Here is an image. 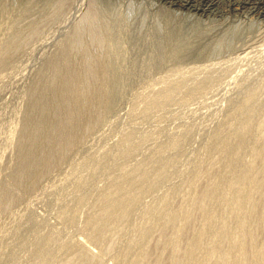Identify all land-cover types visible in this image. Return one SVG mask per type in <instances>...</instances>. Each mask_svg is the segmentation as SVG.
<instances>
[{
    "label": "rangeland",
    "instance_id": "rangeland-1",
    "mask_svg": "<svg viewBox=\"0 0 264 264\" xmlns=\"http://www.w3.org/2000/svg\"><path fill=\"white\" fill-rule=\"evenodd\" d=\"M9 1L0 264H264V0H94L104 45L82 52L66 42L92 0ZM168 6L182 29L171 42Z\"/></svg>",
    "mask_w": 264,
    "mask_h": 264
},
{
    "label": "bare ground",
    "instance_id": "bare-ground-1",
    "mask_svg": "<svg viewBox=\"0 0 264 264\" xmlns=\"http://www.w3.org/2000/svg\"><path fill=\"white\" fill-rule=\"evenodd\" d=\"M8 1H9V0H8ZM12 1H13V0H12ZM14 1H15V0H14ZM16 1H17V0H16ZM52 1H53V0H52ZM59 1H60V0H59ZM67 1H68V0H67ZM67 1H66V3H67ZM76 1H77V0H76ZM97 1H98V0H97ZM101 1H102V0H101ZM101 1H99V2L101 3ZM110 1H111V0H110ZM115 1H116V0H115ZM126 1H127V0H126ZM130 1H132V0H130ZM137 1L139 2V0H137ZM145 1H146V0H145ZM149 1H150V0H149ZM194 1H195V0H170V1L168 0L169 3H170V2L172 3V4H170V6H171V5H179V7H180V6H181V7H184V8H186V7H188V8H189V7H195V8L197 9V8H198V7H197L198 5H197V6L194 5V3H193ZM204 1H205V4H204L203 6H204V9H206V8H210V6L213 4V2H214L215 0H204ZM252 1H253V0H252ZM9 2H10V1H9ZM25 2H26V1H25ZM44 2H45V1H44ZM50 2H51V1H50ZM60 2H61V1H60ZM69 2H70V1H69ZM83 2H85V1H83ZM87 2H88V0H87ZM92 2H93V3L91 4V1H90V4H91V5H89V6H92L91 9H89L88 12L86 11V12H87V15H84V14L82 13V15L86 16L84 23H86V22H90V23H91V21H93V25H94V26L91 27V29H89V31H90V34L88 35L89 37L86 35V31H85V33L82 31V25L84 26V23L79 24V27H76L77 29H75V33H74V35L71 36V38H69L68 41L66 42V43L68 44L67 47L69 48V49H68V48L66 47V49H67L66 51H69V50H72L73 52H74L75 50H76V52H77V51H81L82 49H84V48L86 47V44H88V43H87L88 41H90V42L93 43V44H94V41H97V40H98V42H96V43H99V41H101L99 44L104 43V42H103V41H104V40H103L104 38H102L103 36H102L101 32H103V30H107V29H105V28H106L105 25L107 24V23H106V22H107L106 19H105L106 22H104V24L102 23V21H104L102 15L106 13V7H105V8L103 7V8L105 9V10H104L105 12L102 13V12H101V9H99L100 7H98L100 3H99V2H96V1H94V0H92ZM117 2H118V1H117ZM127 2H128V1H127ZM132 2H133V1H132ZM132 2H131V3H132ZM166 2H167V1H166ZM5 3H6V2H5ZM12 3H13V2H12ZM34 3H35V2H34ZM64 3H65V2H64ZM73 3H74V2H73ZM96 3H98V6H97ZM120 3H121V1H120ZM122 3H123V1H122ZM142 3H143V2H142ZM144 3H145V2H144ZM148 3H149V2H148ZM151 3H152V2H151ZM7 4H8V2H7ZM7 4H6V5H7ZM9 4H10V3H9ZM37 4H38V2H37ZM52 4H53V3H52ZM58 4H59V2H58ZM60 4H62V3H60ZM76 4H77V3H76ZM82 4H84V3H82ZM101 4H102V3H101ZM101 4H100V5H101ZM115 4H116V3H115ZM6 5H4V3H3V6H2V5L0 6V25H2V24L4 23V21L6 20V19L3 20V16H4L5 14H8V13H7L8 9H7V7H5ZM62 5H63V4H62ZM66 5H67V4H66ZM71 5H72V4H71ZM102 5H103V4H102ZM104 5H106V4H104ZM107 5L109 6V4H107ZM107 5H106V6H107ZM127 5H128V4H127ZM155 5H156V4H155ZM217 5H218V4H217ZM26 6H27V5H26ZM36 6H37V5H36ZM72 6H73V5H72ZM81 6H82V5H81ZM119 6H120V5H119ZM140 6H141V5H140ZM142 6H143V5H142ZM146 6H147V5H146ZM146 6H145V7H146ZM163 6H164V5H163ZM10 7H11V6H10ZM42 7H44V6H42ZM65 7H66V6H65ZM86 7H88V6H86ZM110 7H111V6H110ZM110 7H109V8H110ZM115 7L119 8L118 6H115ZM128 7H129V6H128ZM131 7H133V6H130V8H131ZM143 7H144V6H143ZM168 7H169V6H168ZM181 7H180V8H181ZM223 7H224V6H223ZM11 8H12V7H11ZM38 8H39V7H38ZM60 8H61V7H60ZM69 8H70V7H66V9H69ZM130 8H129V9H130ZM147 8H148V7H147ZM169 8H170V7H169ZM169 8L166 9V8L164 7L163 9H161L160 12H159V10H158V11H157V14H158V12H159V13L161 14V15H160V14H159V15L162 16V17L164 18V22H162V23H164V26H165L164 29L166 30V33H165L166 36H165V38H164V36H163V39L166 40V41H170V42H171V40H173V37L176 36L177 31H181L182 29L179 28L180 30H177V27H178V26L175 24V20H177L176 13H175V12L173 13V11H171V8H170V10H169ZM180 8H179V9H180ZM224 8H225V7H224ZM39 9H40V8H39ZM57 9H58V8H57ZM57 9H56V10H57ZM61 9H62V8H61ZM82 9H83V8H82ZM107 9H108V7H107ZM111 9H112V8H111ZM114 9H115V8H114ZM131 9H132V8H131ZM214 9H215V8H214ZM21 10H22V9H21ZM25 10H26V9H25ZM34 10H37V9H34ZM108 10H110V9H108ZM108 10H107V11H108ZM124 10H126V9H124ZM172 10H173V9H172ZM174 10H175V9H174ZM221 10H222V9H221ZM12 11H13V9H12ZM38 11H39V10H38ZM44 11H46V10H44ZM44 11H43V12H44ZM48 11H49V10H48ZM61 11H62V10H61ZM61 11H60V12H61ZM67 11H68V10H67ZM79 11H80V10H79ZM84 11H85V10H84ZM116 11H117V10H116ZM119 11H120V10H119ZM139 11H140V10H139ZM151 11H153V10H151ZM27 12H28V11H27ZM34 12H36V11H34ZM57 12H58V11H57ZM60 12H59V14L62 13V12H61V13H60ZM65 12H66V11H65ZM70 12H71V11H70ZM70 12H69V13H70ZM108 12H109V11H108ZM124 12H125V11H124ZM124 12H123V13H124ZM126 12H127V11H126ZM136 12H137V11H136ZM180 12H181V11H180ZM32 13H33V12H32ZM37 13H38V12H37ZM52 13H53V11H52ZM55 13H56V11H55ZM116 13H117V12H116ZM19 14H20V13H19ZM22 14H23V13H22ZM40 14H41V13H40ZM40 14H39V15H40ZM45 14H46V13H45ZM78 14H79V13H78ZM106 14H107V13H106ZM128 14H129V13H128ZM146 14H147V13H146ZM155 14H156V12H155ZM24 15H25V13H24ZM24 15H23V16H24ZM33 15H35V14H33ZM47 15H48V13H47ZM55 15H56V14H55ZM75 15H76V14H75ZM112 15H114V14H112ZM115 15H116V14H115ZM124 15H125V14H124ZM129 15H130V14H129ZM129 15H128V16H129ZM133 15H134V14H133ZM138 15H139V14H138ZM153 15H154V14H153ZM181 15H182V14H181ZM10 16H11V15H10ZM14 16H15V14H14ZM42 16H43V15H42ZM52 16H53V15H52ZM70 16H71V15H70ZM106 16H108V14H107ZM109 16H110V14H109ZM140 16H141V15H140ZM142 16H143V14H142ZM156 16H157V15H156ZM179 16H180V15H179ZM179 16H178V17H179ZM259 16H260V15H259ZM6 17H7V15H6ZM12 17H13V16H12ZM31 17H32V16H31ZM33 17H34V16H33ZM54 17H55V16H54ZM68 17H69V16H68ZM73 17H74V16H73ZM73 17H72V18H73ZM82 17H83V16H82ZM82 17H81V18H82ZM104 17H105V16H104ZM119 17L121 18V16H119ZM138 17H139V16H138ZM153 17H154V16H153ZM17 18H18V17H17ZM27 18H28V17H27ZM37 18H38V17H37ZM41 18H42V17H41ZM81 18H80V19H81ZM106 18H108V17H106ZM120 18H119V19H120ZM123 18H124V20H125V16H124ZM126 18H127V17H126ZM131 18H132V17H131ZM158 18H159V17H158ZM233 18H234V17H233ZM12 19H13V18H12ZM15 19H16V18H15ZM28 19H30V18H28ZM32 19H33V18H32ZM45 19H46V18H45ZM54 19H55V18H54ZM56 19H57V18H56ZM58 19H59V15H58ZM60 19H61V18H60ZM109 19H111V17H110ZM112 19H113V18H112ZM114 19H115V18H114ZM133 19H134V18H133ZM13 20H14V19H13ZM19 20H20V19H19ZM23 20H24V19H23ZM25 20H26V19H25ZM25 20H24V21H25ZM30 20H31V19H30ZM30 20H29V21H30ZM38 20H39V19H38ZM38 20L36 19V21H38ZM43 20H44V19H43ZM51 20H52V19H51ZM128 20H129V19H127L126 21H128ZM152 20H153V19H152ZM158 20H159V19H158ZM158 20H157V21H158ZM2 21H3V23H2ZM16 21H18V20H16ZM29 21H28V22H29ZM56 21H57V20H56ZM114 21H115V20H114ZM122 21H123V20H122ZM133 21H134V20H133ZM137 21H138V20H137ZM142 21H143V20H141V22H142ZM162 21H163V20H162ZM177 21H178V20H177ZM179 21H180V20H179ZM179 21H178V22H179ZM8 22H9V21H8ZM14 22H15V21H14ZM19 22H20V21H18V23H19ZM26 22H27V21H26ZM32 22H33V21H32ZM34 22H35V21H34ZM39 22H40V21H39ZM39 22H38V23H39ZM47 22H48V21H47ZM52 22H53V21H52ZM52 22H50V23L52 24ZM77 22H79V21H77ZM130 22H131V21H130ZM141 22H140V23H141ZM145 22H146V21H145ZM153 22H155V20H154ZM178 22H177V23H178ZM198 22H199V21H198ZM214 22H215V21H214ZM236 22H237V21H236ZM9 23H10V22H9ZM15 23H16V22H15ZM44 23H45V22H44ZM44 23H41V22H40V25H41V24H44ZM74 23H75V22H74ZM90 23H89V25H90ZM105 23H106V24H105ZM111 23H112V21H111ZM111 23H110V24H111ZM117 23H118V21H117ZM119 23H120V22H119ZM125 23H126V22H125ZM136 23H137V22H136ZM136 23L134 24V26L136 25ZM146 23H147V22H146ZM146 23H145V24H146ZM160 23H161V21H160ZM22 24H24V23H22ZM100 24H103V25L105 26L104 29L102 28V31H101V29L98 28V26H100ZM112 24H113V23H112ZM127 24H129V22H128ZM131 24H133V23H131ZM142 24H143V23H142ZM16 25H17V24H16ZM35 25H36V24H35ZM45 25H46V24H45ZM52 25H53V24H52ZM77 25H78V23H77ZM91 25H92V24H91ZM103 25H102V26H103ZM107 25H108V24H107ZM116 25H117V24H116ZM118 25H119V24H118ZM125 25H126V24H125ZM137 25H138V24H137ZM143 25H144V24H143ZM151 25H152V24H151ZM153 25H154V24H153ZM175 25H176L177 27H176ZM180 25H181V24H180ZM219 25H220V24H219ZM2 26H3V25H2ZM2 26H1V27H2ZM17 26H18V25H17ZM30 26H31V25H30ZM30 26H29V27H30ZM36 26H37V25H36ZM47 26H48V25H47ZM49 26H50V24H49ZM75 26H76V25H75ZM112 26H114V25H112ZM112 26H111V28L113 29ZM119 26H120V25H119ZM119 26H118V27H119ZM148 26H149V25H148ZM156 26H157V25H156ZM159 26H160V25H159ZM161 26H162V25H161ZM182 26H183V25H182ZM29 27H28V29H29ZM33 27H34V26H33ZM33 27L31 26V28H33ZM41 27H42V26H41ZM43 27H45V26H43ZM84 27H85V26H84ZM94 27H95V28H94ZM115 27H116V26H115ZM132 27H133V26H132ZM142 27H143V26H142ZM154 27H155V26H154ZM5 28H6V26H5ZM85 28H87V27H85ZM85 28H83V29L86 30ZM89 28H90V27H89ZM92 28H94V29H92ZM100 28H101V27H100ZM116 28H117V27H116ZM125 28H127V27H125ZM133 28H134V27H133ZM140 28H141V27H140ZM152 28H153V27H152ZM152 28H151V29H152ZM2 29H3V28H2ZM7 29H8V28H7ZM11 29H12V28H11ZM26 29H27V28H26ZM46 29H47V28H46ZM46 29H45V30H46ZM49 29H50V28H49ZM49 29H48V30H49ZM70 29H71V27H70ZM72 29H74V28H72ZM108 29H109V28H108ZM120 29H121V28H120ZM123 29H124V27H123ZM127 29H128V28H127ZM129 29H130V28H129ZM142 29H143V28H142ZM151 29H150V30H151ZM153 29H155V28H153ZM158 29H159V28H158ZM161 29H162V28H161ZM161 29H160V30H161ZM0 30H1V29H0ZM4 30H5V29H4ZM4 30H3V31H4ZM33 30H34V29H33ZM133 30H134V29H133ZM138 30H139V29H138ZM138 30H137V31H138ZM165 30H164V32H165ZM3 31L1 30V32H3ZM34 31H38V30H34ZM39 31H40V30H39ZM39 31H38V32H39ZM49 31H50V30H49ZM73 31H74V30H73ZM89 31H88V29H87V32H88V33H89ZM111 31H112V30H111ZM113 31H114V29H113ZM113 31H112V32H113ZM118 31H119V28H118ZM120 31H121V30H120ZM135 31H136V30H135ZM162 31H163V29H162ZM10 32L12 33V30H11ZM20 32H21V30H20ZM26 32H27V31H26ZM30 32H32V31H30ZM38 32H37V33H38ZM44 32H45V31H44ZM44 32H43V33H44ZM107 32H108V31H107ZM124 32H125V31H124ZM126 32H127V30H126ZM128 32H129V31H128ZM130 32L132 33V31H130ZM156 32H157V30H156ZM202 32H203V31H202ZM225 32H226V31H225ZM40 33H42V32L40 31ZM46 33H47V32H46ZM70 33H71V32H70ZM88 33H87V34H88ZM105 33H106V32H105ZM108 33H109V32H108ZM122 33H123V32H122ZM133 33H134V32H133ZM178 33H179V32H178ZM14 34H15V32H14ZM64 34H65V33H64ZM109 34H110V33H109ZM116 34H118V33H116ZM120 34H121V33H120ZM134 34H135V33H134ZM155 34H156V33H155ZM161 34H162V33H161ZM163 34H164V33H163ZM199 34H202V33H199ZM199 34H198V35H199ZM223 34H224V33H223ZM2 35H3V34H2ZM7 35H8V36H11V35H9V34H7ZM7 35H6V36H7ZM28 35H29V33H28ZM31 35H32V34H31ZM36 35H37V34H36ZM38 35H39V34H38ZM41 35H42V34H41ZM44 35H45V34H44ZM66 35H67V34H66ZM70 35H71V34H70ZM70 35H69V36H70ZM118 35H119V34H118ZM130 35H131V34H130ZM136 35L138 36V34H136ZM196 35H197V34H196ZM33 36H34V34H33ZM42 36H43V35H42ZM108 36H109V35H108ZM110 36H112V34H110ZM110 36H109V37H110ZM156 36H157V34H156ZM158 36H159V34H158ZM158 36L155 37V38H159ZM182 36H183V35H182ZM200 36H201V35H200ZM0 37H1V36H0ZM19 37H20V36H19ZM19 37L17 36V40H18ZM35 37H36V36H35ZM67 37H68V36H67ZM67 37H66V38H67ZM105 37H106V35H105ZM112 37H113V36H112ZM112 37H111V38H112ZM118 37H119V36H118ZM127 37H129V36H127ZM160 37L162 38V36H160ZM183 37H184V36H183ZM2 38H3V37H2ZM5 38H6V37H5ZM12 38H13V37H12ZM22 38H23V34H22ZM38 38H39V37H38ZM42 38H43V37H42ZM42 38H41V39H42ZM62 38H63V37H62ZM88 38H90V40H87ZM115 38H116V37H115ZM115 38H114V39H115ZM119 38H120V37H119ZM175 38H176V37H175ZM175 38H174V39H175ZM177 38H178V35H177ZM177 38H176V39H177ZM180 38H181V37H180ZM3 39H4V38H3ZM20 39H21V38H20ZM25 39H26V38H25ZM25 39H24V40H25ZM31 39H32V38H31ZM31 39H29V41H30ZM36 39H37V38H36ZM36 39H35V40H36ZM60 39H61V38H60ZM107 39H109V38H107ZM116 39H117V38H116ZM120 39H122V35H121V38H120ZM163 39H161V40H163ZM178 39H179V38H178ZM178 39H177V40H178ZM183 39H184V38H183ZM218 39H219V38H218ZM17 40H16V41H17ZM24 40H23V41H24ZM32 40H34V39H32ZM111 40H112V39H111ZM164 40H163V41H164ZM219 40H220V39H219ZM5 41H6V40H5ZM26 41L28 42V39H27ZM40 41H41V40H40ZM62 41H64V39H63ZM65 41H66V40H65ZM65 41H64V42H65ZM92 41H93V42H92ZM108 41H109V40H107V42H108ZM122 41H123V40H122ZM122 41H121V44H122ZM163 41H160V44H161V45H160V48L163 47V45H164V44L162 45V42H163ZM179 41H180V40H179ZM217 41H218V40H217ZM17 42H19V41H17ZM105 42H106V41H105ZM109 42H110V41H109ZM117 42H120V40L117 41ZM170 42H169V43H170ZM180 42H181V41H180ZM182 42H183V40H182ZM182 42H181V43H182ZM219 42H220V41H219ZM21 43H22V42H21ZM59 43H60V42H59ZM66 43L64 44L65 46L67 45ZM96 43H95V45H97ZM157 43H158V42H157ZM163 43H164V42H163ZM166 43H167V42H166ZM166 43H165V45H166ZM173 43H174V42H173ZM173 43H172V45H173ZM6 44H7V43H6ZM60 44H61V43H60ZM93 44H91L92 46H89V47H93ZM109 44H110V43H109ZM109 44H108V45H109ZM111 44H112V43H111ZM115 44H117V43L115 42ZM115 44H114V45H115ZM119 44H120V43H118V45H119ZM183 44H184V43H183ZM10 45H11V44H9V45H7V46H10ZM23 45H24V43H23ZM26 45H27V43H26ZM29 45H31V44H29ZM102 45H104V44H102ZM165 45H164V46H165ZM167 45H171V44H167ZM167 45H166V46H167ZM178 45L180 46V45H182V44L178 43ZM216 45H217V44H216ZM115 46H116V45H115ZM115 46H114V47L111 46V48H112V47L115 48ZM173 46H174V45H173ZM188 46H189V45H188ZM214 46H215V45H214ZM60 47H61V46H60ZM60 47H58V48H60ZM95 47L97 48L98 46H95ZM99 47H100V46H99ZM99 47H98L96 50H99ZM102 47H103V46H101L100 48H102ZM104 47H107V45L104 46ZM104 47H103V48H104ZM170 47H171V46H170ZM183 47H184V46H183ZM190 47H191V46H190ZM239 47H240V46H239ZM7 48H10V47H7ZM87 48H88V46H87ZM87 48H86V49H87ZM117 48H118V47H117ZM158 48H159V47H158ZM164 48H165V47H164ZM167 48H169V46H168ZM177 48H178V47H177ZM177 48H176V49H177ZM181 48H182V47H181ZM200 48H201V47H200ZM203 48H204V47H203ZM60 49H61V48H60ZM63 49H64V48L62 47V51L65 50V49H64V50H63ZM106 49H107V48H106ZM115 49H116V48H115ZM119 49H121V48L119 47ZM172 49H174V48H172ZM172 49H171V50H172ZM179 49H180V48H179ZM179 49H178V51H179ZM182 49H183V48H182ZM187 49H188V48H187ZM240 49H241V48H240ZM11 50H12V49H11ZM15 50H16V49H15ZM17 50H18V49H17ZM108 50H110V49H108ZM116 50H117V49H116ZM159 50L162 51V48L159 49ZM202 50H203V49H202ZM56 51H57V50H56ZM59 51H61V50H59ZM85 51H86V50H85ZM106 51H107V50H106ZM164 51H165V50H163L162 53H164ZM168 51H170V50L167 49V52H168ZM172 51H173V50H172ZM172 51H171V52H172ZM175 51H176V50H175ZM178 51H177L176 53H178ZM81 52H82V51H81ZM88 52H91V51L89 50V48H88V50L86 51V55H87ZM97 52H98V51H97ZM97 52H96V53H97ZM103 52H104V50H103ZM111 52H113V51H111ZM115 52H116V51H115ZM117 52H118V51H117ZM121 52H122V50H121ZM180 52H181V50H180ZM195 52H196V51H195ZM67 53H68V52H67ZM123 53H124V52H123ZM123 53H122V54H123ZM162 53H161V54H162ZM173 53H175V52H173ZM183 53H184V51H183ZM183 53H182V54H183ZM199 53H200V55H201V52H199ZM69 54H70V53H69ZM101 54H102V53H101ZM119 54H120V53H119ZM156 54H157V52H156ZM178 54H180V53H178ZM203 54H204V53H203ZM66 55H67V54H66ZM96 55H98V54H96ZM109 55H110V54H109ZM116 55H117V54H116ZM163 55H164V54H163ZM196 55H197V54H196ZM101 56H102V55H101ZM159 56H161V55H159ZM159 56H158V57H159ZM172 56H173V55H172ZM178 56H179V55H178ZM178 56H177V57H178ZM183 56H184V55H183ZM183 56H180L179 59H182L181 57H183ZM197 56H198V55H197ZM197 56H196V58H197ZM84 57H85V56H84ZM87 57H88V56H87ZM90 57H91V56H90ZM92 57H93V56H92ZM106 57H107V56H106ZM146 57H147V56H146ZM146 57H144V58H146ZM152 57H153V56H152ZM158 57H157V58H158ZM173 57H174V56H173ZM177 57H176V59H177ZM185 57H186V56H185ZM80 58H81V57H79V59H80ZM97 58H99V57H97ZM97 58L95 57L94 59H97ZM104 58H105V57H104ZM142 58H143V57H142ZM155 58H156V57H155ZM160 58H161V57H160ZM163 58H166V57H163ZM109 59H110V57H109ZM115 59H116V58H115ZM117 59L119 60V58H117ZM158 59H159V58H158ZM174 59H175V57H174ZM199 59H200V58H199ZM85 60H86V59H85ZM88 60H89V59H88ZM91 60H92V59H91ZM100 60H102V59H100ZM104 60H105V59H104ZM107 60H108V59H107ZM112 60H113V59H112ZM112 60H110V61H112ZM143 60H144V59H143ZM115 61H116V60H115ZM80 62H81V61H80ZM146 62L148 63V61H146ZM93 63H94L95 65H92V64H84V65H88L86 68H88V69H90V70H93V71H96L98 68H100V67H98V65H96V64H100L101 62H100V63H99V62H93ZM102 63H103V62H102ZM102 63H101V64H102ZM104 63H105V62H104ZM106 63H107V62H106ZM109 64H110V63H109ZM112 64H113V63H112ZM82 65H83V64H82ZM100 66H101V65H100ZM102 66H103V69L105 70V67H104L103 64H102ZM106 66H107V65H106ZM108 67H109V66H107V68H108ZM112 67H114V66L112 65ZM80 68H82V67H80ZM84 68H85V66L83 67V69H84ZM101 68H102V67H101ZM114 68H115V67H114ZM119 68H121V66H119ZM103 69H102V70H103ZM111 69H112V68H111ZM117 69H118V68H117ZM117 69H116V70H117ZM145 69H146V68H145ZM84 70H86V69H84ZM84 70H83V71H84ZM106 70H107V69H106ZM106 70H105V71H106ZM118 70H119V69H118ZM118 70H117V71H118ZM79 71L82 72V70H79ZM88 71H89V70H88ZM88 71H85V72H88ZM93 71H91V72H93ZM76 72H77V71L74 72V71L72 70V74H74V73L76 74ZM89 72H90V71H89ZM96 72H100V70H99V71H96ZM102 72H103V71H102ZM112 72H115V71L112 70ZM145 72H146V71H145ZM79 73H80V72H79ZM82 73H83V72H82ZM108 73H109V72H108ZM108 73L105 72L103 75L105 76V74L107 75ZM116 73H117V72H116ZM116 73H115V74H116ZM113 74H114V73H113ZM115 74H114V75H115ZM114 75H113V76H114ZM111 76H112V75H111ZM73 77H74V76H73ZM107 77H108V76H107ZM96 78H97V77H96ZM109 78H110V76H109ZM111 79H112V78H110V80H111ZM114 79H117V78L115 77ZM118 79H119V78H118ZM65 80H66V79H65ZM65 80H64V81H65ZM104 80H105V79H104ZM104 80H103V81H104ZM106 80H107V78H106ZM110 80H109L108 82H110ZM99 83H100V82H99ZM101 83H102V82H101ZM117 83H118V82H117ZM65 84H66V81H65ZM102 84H103V83H102ZM96 85H97V83H96ZM66 86H67V84H66ZM106 86H107V85H106ZM70 88H71V86H70ZM74 88H75V87H72V90H70V91H74ZM68 89H69V88H68ZM103 91H104V88L102 87V92H101L102 94L105 93V91H104V92H103ZM72 93L75 94L76 92H72ZM106 93H107V92H106ZM78 94H79V93H78ZM76 95H77V94H76ZM79 95H80V94H79ZM104 95H105V94H104ZM101 96H102V95H101ZM101 96H100V97H101ZM100 97H99V98H100ZM90 98H91V96L89 97V99H90ZM101 98H102V97H101ZM101 98H100V99H101ZM79 99H80V98H79ZM93 99H94V96H93ZM93 99L91 98V100H93ZM95 99H96V98H95ZM100 99H97V100L100 101ZM89 101H90V100H89ZM104 101H107V100H104ZM104 101H103V102H104ZM80 102H81V101H80ZM103 102H100V103H103ZM104 103H106V102H104ZM79 106H80V105H79ZM75 107H78V106H75ZM80 107H82V106H80ZM79 111L81 112V109H80ZM80 112H79V113H80ZM81 113H82V112H81ZM73 115H74V114H73ZM81 115H82V114H81ZM84 116H85V115H84ZM84 116H83V117H84ZM71 118H72V117H71ZM71 118H70V120H73V118H72V119H71ZM75 120H76V119H75ZM69 122H70V121H69ZM69 122H68V123H69ZM70 123H72V122H70ZM70 123H69V124H70ZM74 123H76V122H74ZM75 125H76V124H75ZM75 125H74V126H75ZM70 126H71V125H70ZM72 126H73V123H72ZM32 138H33V140H34V139H38V137H36V136H35V138H34V136H32ZM33 140H32V141H33ZM34 141H36V140H34Z\"/></svg>",
    "mask_w": 264,
    "mask_h": 264
}]
</instances>
